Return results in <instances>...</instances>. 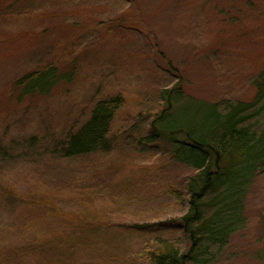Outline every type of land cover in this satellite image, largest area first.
<instances>
[{
  "label": "rangeland",
  "instance_id": "obj_1",
  "mask_svg": "<svg viewBox=\"0 0 264 264\" xmlns=\"http://www.w3.org/2000/svg\"><path fill=\"white\" fill-rule=\"evenodd\" d=\"M179 85L173 117L191 97L262 94L264 0H0V264H151V235L131 226L179 222L169 191L187 171L142 138L160 91ZM117 95L113 149L62 156L94 105ZM246 214L216 264H264V173Z\"/></svg>",
  "mask_w": 264,
  "mask_h": 264
},
{
  "label": "trees",
  "instance_id": "obj_2",
  "mask_svg": "<svg viewBox=\"0 0 264 264\" xmlns=\"http://www.w3.org/2000/svg\"><path fill=\"white\" fill-rule=\"evenodd\" d=\"M53 68L29 72L20 83L39 80ZM182 92L181 85L160 91L163 107L142 141L162 143L171 160L187 171L182 190L169 191L185 211L174 224L131 227L151 235L145 248L151 264H216L229 257L233 238L246 229L247 201L264 173V92L251 101L191 97L192 102L173 117ZM125 103L122 95L99 100L89 119L61 144V155L74 158L111 151L112 123ZM177 232L181 236H175Z\"/></svg>",
  "mask_w": 264,
  "mask_h": 264
}]
</instances>
